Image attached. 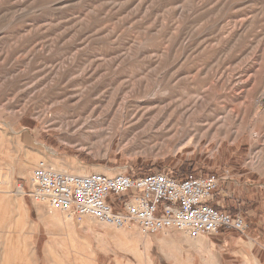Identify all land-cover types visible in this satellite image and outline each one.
Here are the masks:
<instances>
[{"label": "rangeland", "instance_id": "obj_1", "mask_svg": "<svg viewBox=\"0 0 264 264\" xmlns=\"http://www.w3.org/2000/svg\"><path fill=\"white\" fill-rule=\"evenodd\" d=\"M42 162L215 178L264 247V0H0V264L178 260L32 198Z\"/></svg>", "mask_w": 264, "mask_h": 264}, {"label": "built area", "instance_id": "obj_2", "mask_svg": "<svg viewBox=\"0 0 264 264\" xmlns=\"http://www.w3.org/2000/svg\"><path fill=\"white\" fill-rule=\"evenodd\" d=\"M30 179V195L50 209L116 228L135 224L148 235L172 229L193 240L221 231L243 235L248 227L240 215L210 205L219 186L212 177L176 179L164 173L139 176L126 171L73 175L41 164Z\"/></svg>", "mask_w": 264, "mask_h": 264}, {"label": "crops", "instance_id": "obj_3", "mask_svg": "<svg viewBox=\"0 0 264 264\" xmlns=\"http://www.w3.org/2000/svg\"><path fill=\"white\" fill-rule=\"evenodd\" d=\"M217 204L218 202L215 204V200L210 203L212 206ZM64 217L68 221L70 220V215H64ZM41 219L42 222L47 220L43 217ZM174 232L172 229H166L155 235H148L145 232L140 233L146 241L157 240L163 242V244L169 246V249L172 246L176 249L175 252L180 254L177 260L173 249L172 251L171 249L168 250L167 246L164 248L159 246L156 253L162 258L160 264H233L235 262L239 264H264V247L256 246L254 248L252 241L244 242L242 239L246 237L245 234L242 235L234 231H221L216 235L200 236L191 240L184 234L182 236V233ZM154 264H156V261Z\"/></svg>", "mask_w": 264, "mask_h": 264}, {"label": "bare ground", "instance_id": "obj_4", "mask_svg": "<svg viewBox=\"0 0 264 264\" xmlns=\"http://www.w3.org/2000/svg\"><path fill=\"white\" fill-rule=\"evenodd\" d=\"M14 156V155H13ZM250 162L252 163V164H256V162L254 161V160H252V158H251V160H250ZM27 164V163H26ZM41 164H43L44 165V163L42 162V163H39L38 164V166H40ZM53 164H55V163H53ZM58 165V164H57ZM60 166V165H59ZM54 168V167H53ZM74 168V167H73ZM77 168V167H76ZM80 169V168H79ZM73 170V169H72ZM76 170V169H75ZM83 170V169H82ZM82 170H78L77 169V174L76 175H88V174H86V173H82L83 171ZM57 171H59V172H66V171H62L60 168H57ZM19 196H23V194H24V191H23V189H22V187L20 186V187H18V190H17V192H16ZM57 214V213H56ZM47 216H49V217H43V218H47V219H50V221H52V222H54V223H61L62 222V220L63 221H65V222H67L68 220L63 216V218H65V219H62V218H59V217H57V215H55L54 213H48V215ZM69 222V221H68ZM114 232V231H113ZM118 233V232H117Z\"/></svg>", "mask_w": 264, "mask_h": 264}]
</instances>
